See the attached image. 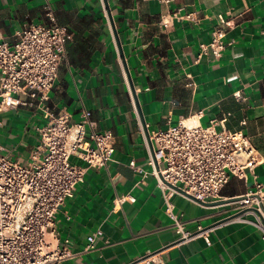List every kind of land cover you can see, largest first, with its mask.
Masks as SVG:
<instances>
[{
    "label": "crops",
    "instance_id": "1",
    "mask_svg": "<svg viewBox=\"0 0 264 264\" xmlns=\"http://www.w3.org/2000/svg\"><path fill=\"white\" fill-rule=\"evenodd\" d=\"M107 3L148 133L180 119L207 126L225 117V127L242 129L262 161L245 181L231 177L220 200L243 194L255 182L264 187V0ZM46 4L70 33L48 104L67 110L73 121L90 110L97 129L114 135L112 159L89 169L56 213V244L67 240L75 253L63 264H142L135 260L154 252L159 264H264L258 230L245 223L219 224L234 212L227 200L203 204L174 193L171 199L186 229L212 227L207 239L174 243L178 235L164 213L156 179L129 166L133 160L149 172L150 147L103 0H0V37L14 43L25 23H44ZM189 13L195 20L184 17ZM219 14L228 22L223 26L227 45L220 57L208 53L196 62ZM191 80L194 85H187ZM44 122L40 112L27 107L0 111L4 152L29 163L40 142L36 126ZM70 160L83 164L76 156ZM128 193L135 201L114 207V199ZM97 228L104 238L85 251L88 235Z\"/></svg>",
    "mask_w": 264,
    "mask_h": 264
},
{
    "label": "built area",
    "instance_id": "2",
    "mask_svg": "<svg viewBox=\"0 0 264 264\" xmlns=\"http://www.w3.org/2000/svg\"><path fill=\"white\" fill-rule=\"evenodd\" d=\"M44 16V23H25L16 32L14 43L0 37V111L23 106L33 113L40 112L45 121L36 126L40 142L29 163L13 160L0 144V264H63L73 257L67 240L62 246L56 244V213L73 196L86 172L105 166L114 152V135L97 129L90 110L83 109L80 118L73 121L67 110L53 109L48 104L70 33L58 24L49 4L45 5ZM184 17L195 20L193 13ZM227 23L221 14L217 16L210 40L199 46L196 62L208 53L215 58L221 56L227 45L223 28ZM186 76L191 78L190 74ZM187 85L194 82L188 81ZM234 96L240 97L239 92ZM224 121L225 117L201 126L180 119L166 129L153 130L149 133L153 156L146 144L150 171H143L133 160L129 162L144 177L150 173L156 179L164 213L178 235L176 244L198 237L207 239L212 227L186 229L171 199L178 192L167 183L198 201H218L223 199L220 192L231 177L245 181L247 173H253L262 161L249 136L242 129L226 128ZM71 156L83 164H73ZM238 196L231 202L234 212L219 224H249L264 241V187L255 182ZM127 200L134 202L135 197L129 193L116 197L114 207ZM103 238L102 229L97 228L88 235L84 250L93 249ZM135 262L159 264L161 258L154 252Z\"/></svg>",
    "mask_w": 264,
    "mask_h": 264
},
{
    "label": "water",
    "instance_id": "3",
    "mask_svg": "<svg viewBox=\"0 0 264 264\" xmlns=\"http://www.w3.org/2000/svg\"><path fill=\"white\" fill-rule=\"evenodd\" d=\"M104 4H105V7H106V11H107V15H108V19H109V23H110V26L112 28V31H113V35H114V38H115V41H116V44H117V47H118V51L122 57V60H123V65H124V70L126 72V76H127V79H128V83L130 85V90L132 92V95L134 97V100H135V104H136V107H137V110H138V115L140 117V120H141V123H142V126L144 128V131L146 133V139L148 141V144H149V147H150V152L153 156V148H152V144H151V141H150V136H149V133H148V130L146 129L145 127V121H144V118H143V115H142V112L140 110V107H139V104H138V100H137V97L135 95V92H134V86L132 84V81H131V78H130V74H129V71H128V68L126 66V63H125V60H124V56H123V52H122V49H121V46H120V41L118 39V34L116 32V29H115V26H114V22H113V19H112V16H111V13H110V10H109V7H108V3H107V0H103ZM169 187H171L172 189H174L176 192L196 201V202H199V203H203V204H206L204 202H201V201H198L197 199H195L193 196L189 195L188 193H186L185 191H183L182 189H180L179 187L175 186V185H172L170 183H167ZM237 198H239V196H233V197H229L228 199H225L227 201H234L236 200ZM225 200H219V201H216V202H225ZM264 208V207H263Z\"/></svg>",
    "mask_w": 264,
    "mask_h": 264
}]
</instances>
